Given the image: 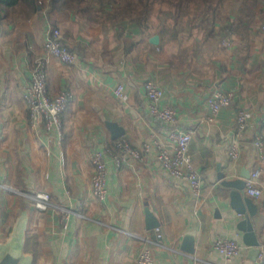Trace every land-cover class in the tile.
<instances>
[{"label":"crops","instance_id":"crops-1","mask_svg":"<svg viewBox=\"0 0 264 264\" xmlns=\"http://www.w3.org/2000/svg\"><path fill=\"white\" fill-rule=\"evenodd\" d=\"M222 4L210 37L201 23L173 36L150 22L92 17L81 8L45 7L29 16L0 19V245L22 221L31 264H133L144 242L131 234L157 239L159 227L163 246L153 249L156 264H264L259 257L264 192L253 197L245 190L252 171L264 167L253 143L257 134L264 137V3L251 10L246 0L230 8ZM49 26L61 30L75 63L45 53ZM154 35L159 44L150 41ZM41 58L49 95L71 94L62 114V144L44 125H31L24 99ZM148 80L163 89L161 105L176 110L174 125L150 115ZM118 84L125 88L124 99L114 92ZM216 85L235 92V99L209 123L202 120L211 115L208 98ZM240 109L250 114V125L242 136L241 156L233 161L224 136L231 135ZM175 127L193 132L189 152L203 177L200 199L185 181L170 177L156 151L120 168L109 163L107 196L93 195L95 150L123 137L138 147L155 139L168 143ZM226 181L237 182L238 188ZM234 190L252 200L253 215L237 212L242 200L233 197ZM38 191L86 217L73 214L64 229L56 208L41 211L25 195ZM149 216L158 225L149 227ZM243 220L252 224L249 233L238 227ZM189 234L193 252L182 248ZM220 235L241 246L230 263L212 248Z\"/></svg>","mask_w":264,"mask_h":264},{"label":"built area","instance_id":"built-area-1","mask_svg":"<svg viewBox=\"0 0 264 264\" xmlns=\"http://www.w3.org/2000/svg\"><path fill=\"white\" fill-rule=\"evenodd\" d=\"M261 28L264 30V24H262ZM44 51L47 55L54 56L63 63L73 64L76 62V54L65 43L62 32L58 27L49 26L44 42ZM114 92L118 98L124 99L126 97L125 88L122 84H118ZM145 93L150 115L165 124L174 125L177 120L176 110L172 106L161 105V101L164 98L163 89L154 81L148 80L145 83ZM24 99L29 106L31 125L34 128L44 125L52 138L62 144L64 141L62 114L70 102L71 94L69 91L64 90L56 96L51 97L49 95L46 60L43 58L38 59L35 63L30 82L24 92ZM234 99L235 92L223 90L216 85L208 98L211 115L202 121L214 122L219 112L223 108L229 107ZM249 125L250 114L240 109L236 114V126L231 135L224 136L229 140V156L233 161H237L241 156L242 136ZM168 140V143H163L155 139L138 147L134 146L128 138L123 137L115 140L104 149L95 150L92 154L93 174L91 186L93 195L100 200L106 198L109 163H113L117 168H120L125 164H130L133 160H143L147 153L156 151L158 162L165 168L170 177L185 181L190 186L194 198L200 199L203 192V177L194 165L189 152L190 144L193 140V132L175 127L169 132ZM253 143L260 159L263 160V135L257 134ZM261 178H264V167L253 170L246 179L245 190L248 195L259 197L263 194L264 184L260 183ZM25 195L41 211L56 208L60 213V222L64 229L68 228L73 214L83 218L86 217L80 210L76 211L70 206L55 204L46 192L38 191L26 193ZM131 235L142 239L144 242L133 264H156L153 249L155 246H163L160 228H156L157 239H152L149 236H139L138 234ZM212 248L219 252L227 263L232 262L241 251L238 241L226 235L218 236L213 241ZM259 257H264V244L260 245ZM193 258L197 259L195 256Z\"/></svg>","mask_w":264,"mask_h":264},{"label":"trees","instance_id":"trees-1","mask_svg":"<svg viewBox=\"0 0 264 264\" xmlns=\"http://www.w3.org/2000/svg\"><path fill=\"white\" fill-rule=\"evenodd\" d=\"M165 2V0H156ZM170 3L171 14L175 19V27L172 28V35H176L178 30L176 26L179 24V19L184 13L190 21L201 23L208 29L207 37L213 36V28L215 22V11L217 5H214V0H168ZM264 0H246L248 2V10L254 9L259 2ZM118 0H0V19L15 18L21 15L29 16L41 8L48 7L50 9H77L81 8L92 17H116L113 13V4ZM140 4V6H139ZM139 4L135 5L132 1H126L125 8L128 11L135 12L136 16L133 21L145 25L149 23L148 13L154 5L153 0H139ZM193 6V7H192ZM141 7V8H139ZM125 8L122 7L123 10ZM193 16L191 12L193 9ZM121 12V11H120ZM166 14L168 12H165ZM160 31H167L169 28L163 24Z\"/></svg>","mask_w":264,"mask_h":264},{"label":"water","instance_id":"water-1","mask_svg":"<svg viewBox=\"0 0 264 264\" xmlns=\"http://www.w3.org/2000/svg\"><path fill=\"white\" fill-rule=\"evenodd\" d=\"M159 35H154L151 37L150 41L153 44H159ZM110 126L113 128L115 126V123H111ZM120 134L115 135L114 137L119 136ZM230 186L235 185L236 188H238V183H234L232 181H226L224 182ZM233 197L235 195L241 197L242 205L237 206L236 210L238 213H244L246 210H248L249 215H253L254 212L252 210V200L250 198H243V195L240 190H234L232 192ZM150 223L149 227H154L158 225V223L154 222V220H150L152 217H148ZM24 223L22 221H19L18 225L16 226L11 238L6 242L0 245V264H31L32 260L30 257L25 255L24 252V229H23ZM238 227L247 233L253 230L252 224L249 222V220H243L238 224ZM192 235H187L186 242L182 248L188 252L194 251V246L192 245L191 238ZM253 245L257 246L258 242L255 241L252 243Z\"/></svg>","mask_w":264,"mask_h":264},{"label":"rangeland","instance_id":"rangeland-1","mask_svg":"<svg viewBox=\"0 0 264 264\" xmlns=\"http://www.w3.org/2000/svg\"><path fill=\"white\" fill-rule=\"evenodd\" d=\"M126 1H132L134 2L135 5L139 4V0H118V2L113 4L112 7L113 13L118 19L122 16H127L128 17L127 19L130 18L133 19L136 16L135 12L126 10L125 8ZM220 1L223 2L221 6L222 8L223 7L230 8L232 7V5L237 6L238 3L241 2V0H214V5L216 4L218 6ZM153 3L154 5L152 7V10L148 13V19H149L148 21L150 22V24L153 26L154 29H156L157 27L160 28L163 24H166V26L169 28L168 32L170 31V35H171L172 34L171 29L175 27V19L170 13L171 5L169 1L165 0V2L164 1L159 2L153 0ZM122 7L125 8V10H123ZM165 12L168 13L166 14ZM194 13L195 10L193 9L191 15L193 16ZM198 23L199 22L194 23L193 21H190L189 18L183 13L181 18L179 19V24L176 26V29L178 30V33L182 31H187V33H190L192 29L197 28L196 24L198 25Z\"/></svg>","mask_w":264,"mask_h":264}]
</instances>
